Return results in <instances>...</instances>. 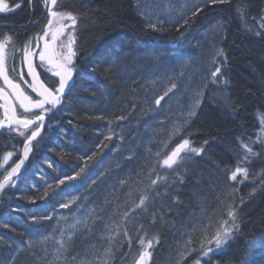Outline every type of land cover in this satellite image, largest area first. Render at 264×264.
<instances>
[{
  "label": "trees",
  "instance_id": "16d2710c",
  "mask_svg": "<svg viewBox=\"0 0 264 264\" xmlns=\"http://www.w3.org/2000/svg\"><path fill=\"white\" fill-rule=\"evenodd\" d=\"M4 2L11 11L0 13L8 24L0 39L12 37L8 63L24 71L21 50L43 36L48 14L43 0ZM263 4L57 0L56 11L78 19L75 70L0 195V264H135L147 244V264H195L216 221L231 223L228 205L237 213L233 237L201 264H264ZM30 131L0 133V163L8 152L19 158ZM184 139L200 154L164 166ZM237 168L247 175L233 181Z\"/></svg>",
  "mask_w": 264,
  "mask_h": 264
},
{
  "label": "snow or ice",
  "instance_id": "6c2138e0",
  "mask_svg": "<svg viewBox=\"0 0 264 264\" xmlns=\"http://www.w3.org/2000/svg\"><path fill=\"white\" fill-rule=\"evenodd\" d=\"M211 2L214 3L215 0H211ZM51 3L56 5L57 0H51ZM15 7L18 8L20 5L16 4ZM9 11H11L9 5L5 3L4 0H0V12ZM197 11H199V9H197ZM193 15H195V13H193ZM49 16L54 19L50 18L48 20V25L44 29L43 36L35 38L30 37L21 50V63L26 65V72L23 70L18 71V68L14 63H8V53L6 49L9 42L12 40V37L4 36L3 39H0V79L3 81V86H0V101L3 102L0 104V108L3 109V118L0 119V128H3L5 125L15 126V128L19 131V135L24 136V130H27L29 126L38 122L39 127L37 130L32 131L31 136L27 137L28 142H31L35 137L40 135V128L45 127L44 113L52 111L61 103L65 86L72 79L73 72L75 70L73 59L77 54L74 49L76 37L71 32L68 33L66 42L62 39V37L65 36L66 28H68V25H66L64 21L70 20L71 29L74 31L77 23V16L71 11L65 13L52 11L51 9H49ZM184 22L187 24V20ZM158 23L159 22L153 23L150 19H148L147 27L157 31L162 30L158 27ZM40 41H43L42 45ZM33 44H35V46H33ZM222 55V50L217 49L216 56ZM34 57H37L38 64H34ZM213 62H215V57H213ZM37 67L43 69L45 74L51 73L53 77H58V86L55 81H52L53 87H47L45 82L41 80L40 73L37 72ZM10 72L12 75H10ZM218 73H221V68L215 67V70L211 72L213 80L217 79ZM25 76L31 77V82L25 80ZM21 82L26 84L27 88L31 89L33 93H36L38 98L33 99L32 96L28 95L24 88L21 87ZM172 87L175 88L176 85L173 84ZM170 90L171 89H169V91ZM165 95H167V92ZM199 95L200 93H197V97H199ZM162 99L163 97L156 99L155 103L160 104ZM17 104L21 109H23L25 114L31 113L34 116V119H29L27 115H18L16 111ZM198 104L199 99L197 98L196 105H194V107L198 106ZM46 105L49 107H46ZM33 109L39 110L40 114L36 115L35 113H32ZM187 115L188 117L194 116L195 111H190ZM118 119H124V117H119ZM185 124H187V119L185 120ZM106 139H111V137H106ZM189 145L190 141L188 139H184L176 146L171 154L163 160V165L168 168H172L173 165L177 164L178 158L183 160L184 157L181 156L182 152L185 156H187L191 153L200 154L202 151V149L190 147ZM30 151L31 148L29 143L26 142L24 147L25 158H27ZM12 155L13 153L11 152L6 153L4 160L7 161ZM23 163L24 160L22 159L20 163L16 164L15 167H13L11 171L4 176L3 181H0V190H5L6 186H12L16 183V179L19 178L18 173L20 172L21 165H23ZM242 171H244L245 175H247L244 169L237 168L231 173V180L235 181L237 179V173ZM66 179L70 180L73 179V177H67ZM64 182V180L59 181L60 184H63ZM152 183L155 184L156 181H152ZM140 203L144 204V198H141ZM241 203H243V201H241ZM61 207L68 208L69 204H62ZM227 216L230 218L231 223H229V220L223 219L216 221V230L214 234L211 238L206 237L201 242V249L199 251L200 259H197L195 264H200L201 259L208 257L215 249H220L222 246L228 244L230 239L233 237L237 213L231 205H228ZM41 219H50V217H44ZM33 220L36 222L35 217H33ZM213 244L215 248L211 246ZM189 251L191 252L196 250L189 249ZM106 254L110 255V250H106ZM149 255L150 253L148 252L141 253L139 264H144L145 258ZM75 259V257L71 258V260ZM68 264H70V261ZM82 264H88V262H82Z\"/></svg>",
  "mask_w": 264,
  "mask_h": 264
},
{
  "label": "rangeland",
  "instance_id": "374dc122",
  "mask_svg": "<svg viewBox=\"0 0 264 264\" xmlns=\"http://www.w3.org/2000/svg\"><path fill=\"white\" fill-rule=\"evenodd\" d=\"M44 1V4H45V12H47V14H48V20L51 18V19H54V18H52V17H50L49 16V9H51L52 11H56L55 10V5H53L52 3H51V0H43ZM57 12H64V11H57ZM66 13V12H65ZM48 20H47V25H48ZM64 23L66 24V25H68V28H66V31H65V36L64 37H62V39L66 42V38H67V35H68V33L69 32H71L74 36H75V31H76V29H77V27H78V19H77V23H76V25H75V29H74V31H72V29H71V21L70 20H65L64 21ZM47 25H46V27H47ZM45 27V28H46ZM40 43H41V45H42V43H43V41H40ZM33 46H35V44H33ZM38 51V50H37ZM33 60H34V64H36V63H38V59H37V57H34L33 58ZM73 62H74V59H73ZM23 67H24V71L26 72L27 71V69H26V65H23ZM37 72H38V69H37ZM39 73V72H38ZM51 74V73H50ZM40 78H41V76H40ZM57 78V80H58V83H59V78L58 77H56ZM24 79L25 80H27L28 82H31V77H28L27 76V78L26 77H24ZM41 80L42 81H44L42 78H41ZM71 81H72V79L68 82V84L65 86V90L67 89V87L69 86V84L71 83ZM17 82H20V81H17ZM45 82V81H44ZM0 85H2L3 86V81H2V79H0ZM45 85L47 86V87H49V88H51L50 86H48L47 85V83L45 82ZM57 86H58V84H57ZM21 87L22 88H24V90H25V92L28 94V95H30V96H32V98L33 99H36V98H38L37 97V94L36 93H33L32 91H31V89H29V88H27V86H26V84H24V83H22L21 82ZM27 89H29V92L27 91ZM65 92V91H64ZM64 94V93H63ZM62 94V95H63ZM1 102V101H0ZM46 107H49L48 105H46ZM17 110H18V112H19V115H27L28 117H32L33 115L31 114V113H28V114H25L24 112H23V109H21L19 106H18V104H17ZM0 111L2 112V115H1V119L3 118V110H2V108H0ZM32 113H35L36 115H39L40 114V111L39 110H37V109H33L32 110ZM45 115H47V113H44V116ZM39 124H37V125H35L34 126V128L35 127H37ZM31 128V127H30ZM10 130H13V131H15L16 133H19V131L14 127V128H12V129H10ZM28 130V129H27ZM27 130H24L25 132L27 131ZM26 134V133H25ZM190 147H191V145H189ZM176 148V147H175ZM174 150V149H173ZM20 153H21V151H20ZM171 154V153H170ZM169 154V155H170ZM5 156V155H4ZM13 159H12V156L11 157H9L8 158V160L7 161H5L4 160V158H3V161L0 163V181L1 180H3V178H4V176L5 175H7L8 174V172L10 171V168L13 166V165H15L14 163H13V161H12ZM19 176V175H18ZM150 246V244H147L145 247H144V249H143V251L141 252V253H143V252H148V253H150L149 252V247ZM140 253V254H141ZM150 256V255H149ZM149 256L148 257H146L145 258V260H144V264H147L148 263V260H149ZM139 262H140V256H139V258L137 259V261L135 262V264H139ZM200 264H201V262H200Z\"/></svg>",
  "mask_w": 264,
  "mask_h": 264
},
{
  "label": "bare ground",
  "instance_id": "6f19581e",
  "mask_svg": "<svg viewBox=\"0 0 264 264\" xmlns=\"http://www.w3.org/2000/svg\"><path fill=\"white\" fill-rule=\"evenodd\" d=\"M0 13H5V12H0ZM258 19H259V24H258V29L259 30H264V4H263V11H262V13H260V15H259V17H258ZM0 25H8V24H6V23H0ZM76 32V31H75ZM7 90V89H6ZM3 102L1 101L0 102V104H2ZM3 110V109H2ZM16 110H17V108H16ZM17 114L19 115V112H18V110H17ZM29 119H34V116H32V117H28ZM36 124H38V122L36 123ZM32 126V125H31ZM31 126H29V128L28 129H31L30 127ZM37 129L35 128L34 130H32V131H36ZM1 133V132H0ZM31 131H30V135H31ZM28 142V141H27ZM29 143V145H30V142H28ZM24 147H25V143L24 144H22V146H21V149H20V151H22L21 152V155L19 156V158L18 159H13L12 161H13V163L16 165V164H18V163H20V161L23 159H26L25 157H24ZM30 153V152H29ZM28 153V154H29ZM29 156H27V158H28ZM15 165H13L11 168H10V171H11V169L13 168V167H15ZM23 165H21V167H22ZM9 171V172H10Z\"/></svg>",
  "mask_w": 264,
  "mask_h": 264
},
{
  "label": "water",
  "instance_id": "95a60500",
  "mask_svg": "<svg viewBox=\"0 0 264 264\" xmlns=\"http://www.w3.org/2000/svg\"><path fill=\"white\" fill-rule=\"evenodd\" d=\"M17 111V110H16ZM45 117V119H44V124H45V121H46V116H44ZM35 124V123H34ZM33 124V125H34ZM13 127H15V126H8V125H5L3 128H0V132L1 131H3V130H6V129H10V128H13ZM43 129H44V127H42V128H40V135H41V133L43 132ZM40 135H38L37 137H35L31 142H30V148H31V145H32V143L40 136ZM27 142V140L24 142V143H26ZM28 143V142H27ZM26 163H27V158L26 159H24V163H23V166L21 167V169H20V172L18 173V175L22 172V170L24 169V167H25V165H26ZM1 181H3V180H1ZM7 187V186H6ZM4 190H0V195L2 194V192H3Z\"/></svg>",
  "mask_w": 264,
  "mask_h": 264
}]
</instances>
